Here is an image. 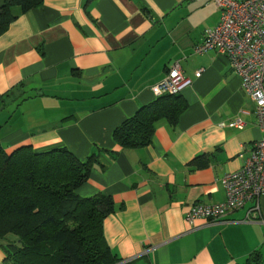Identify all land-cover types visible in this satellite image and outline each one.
Instances as JSON below:
<instances>
[{
  "label": "crops",
  "instance_id": "obj_1",
  "mask_svg": "<svg viewBox=\"0 0 264 264\" xmlns=\"http://www.w3.org/2000/svg\"><path fill=\"white\" fill-rule=\"evenodd\" d=\"M13 12L0 32V147L96 154L77 193L113 198L103 232L116 264H245L256 251L264 264V220H246V208L186 220L195 203L226 201L223 176L262 136L227 57L194 51L220 20L214 0H43ZM176 64L191 80L177 122L158 120L149 145H119L116 128L157 99ZM236 119L244 126L222 124Z\"/></svg>",
  "mask_w": 264,
  "mask_h": 264
},
{
  "label": "trees",
  "instance_id": "obj_2",
  "mask_svg": "<svg viewBox=\"0 0 264 264\" xmlns=\"http://www.w3.org/2000/svg\"><path fill=\"white\" fill-rule=\"evenodd\" d=\"M43 0H5L0 6V32L16 18L13 7L31 9ZM187 103L180 94H164L142 106L115 130L122 147H143L152 141L156 122H177ZM81 161L59 148L36 152L30 146L8 154L0 147V241L4 264H116L106 243L103 224L116 209L110 195L82 197L96 160ZM254 252L245 264H260Z\"/></svg>",
  "mask_w": 264,
  "mask_h": 264
},
{
  "label": "built area",
  "instance_id": "obj_3",
  "mask_svg": "<svg viewBox=\"0 0 264 264\" xmlns=\"http://www.w3.org/2000/svg\"><path fill=\"white\" fill-rule=\"evenodd\" d=\"M220 9V20L207 28L196 53L217 51L224 54L231 67L242 77L243 85L256 105V116L262 136L250 150L240 169L226 173L222 184L226 190L225 202L195 203L186 214L189 224L204 219L209 223L225 221L235 210L246 208V220H264L261 196L264 194V0H214ZM201 70L198 71V74ZM191 83L174 65L168 76L154 87L157 97L178 94ZM241 128L244 122L236 119L229 124ZM244 153H240L243 157Z\"/></svg>",
  "mask_w": 264,
  "mask_h": 264
},
{
  "label": "rangeland",
  "instance_id": "obj_4",
  "mask_svg": "<svg viewBox=\"0 0 264 264\" xmlns=\"http://www.w3.org/2000/svg\"><path fill=\"white\" fill-rule=\"evenodd\" d=\"M264 202V201H263Z\"/></svg>",
  "mask_w": 264,
  "mask_h": 264
}]
</instances>
